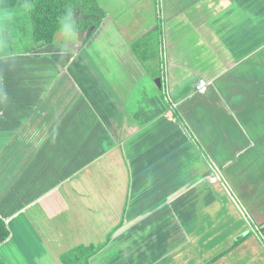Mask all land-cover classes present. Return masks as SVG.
Masks as SVG:
<instances>
[{"label":"crops","instance_id":"1","mask_svg":"<svg viewBox=\"0 0 264 264\" xmlns=\"http://www.w3.org/2000/svg\"><path fill=\"white\" fill-rule=\"evenodd\" d=\"M97 1L37 46L32 0H0V262L109 237L91 264H264V0Z\"/></svg>","mask_w":264,"mask_h":264},{"label":"trees","instance_id":"2","mask_svg":"<svg viewBox=\"0 0 264 264\" xmlns=\"http://www.w3.org/2000/svg\"><path fill=\"white\" fill-rule=\"evenodd\" d=\"M29 14L37 46L51 43L56 32L61 28H69L76 32L87 30L89 37L107 16V12L97 0H32ZM156 40L157 37H143L133 42L132 47L149 73L153 77H160L161 52ZM9 235L6 222L0 217V243ZM108 239L99 245L81 244L66 251L61 256L62 264H91V258L106 245ZM0 264L6 263L0 262Z\"/></svg>","mask_w":264,"mask_h":264},{"label":"built area","instance_id":"3","mask_svg":"<svg viewBox=\"0 0 264 264\" xmlns=\"http://www.w3.org/2000/svg\"><path fill=\"white\" fill-rule=\"evenodd\" d=\"M211 84H212L211 80L205 77H201L197 80L195 84V89L196 91L200 93H207ZM169 100H170V104H172V107H175L176 104L172 101V99L169 98ZM214 170H215V174L214 176H212V181L216 182V181L221 180L223 178L221 169L218 166H214ZM256 230L258 231L259 229L257 228ZM259 233H260V230H259Z\"/></svg>","mask_w":264,"mask_h":264},{"label":"rangeland","instance_id":"4","mask_svg":"<svg viewBox=\"0 0 264 264\" xmlns=\"http://www.w3.org/2000/svg\"><path fill=\"white\" fill-rule=\"evenodd\" d=\"M27 40H25V42H27L28 44L30 43V41L28 40V37H26ZM157 41H158V44H159V47L160 45L162 44V39L161 37H157ZM161 43V44H160ZM160 63L162 65V68L164 69V60H163V54L161 53L160 54ZM142 61V60H141ZM159 65V64H158ZM260 114L263 115L264 114V108H261L260 109ZM259 130H263L264 131V122H259Z\"/></svg>","mask_w":264,"mask_h":264},{"label":"water","instance_id":"5","mask_svg":"<svg viewBox=\"0 0 264 264\" xmlns=\"http://www.w3.org/2000/svg\"><path fill=\"white\" fill-rule=\"evenodd\" d=\"M156 82L159 84V85H161L160 83H161V78L160 77H157L156 78Z\"/></svg>","mask_w":264,"mask_h":264}]
</instances>
